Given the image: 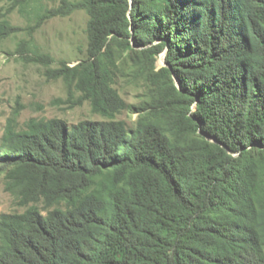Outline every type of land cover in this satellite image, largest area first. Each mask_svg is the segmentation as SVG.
Segmentation results:
<instances>
[{
    "label": "trees",
    "instance_id": "trees-1",
    "mask_svg": "<svg viewBox=\"0 0 264 264\" xmlns=\"http://www.w3.org/2000/svg\"><path fill=\"white\" fill-rule=\"evenodd\" d=\"M76 10L86 61L49 72L105 119H9L0 173L26 209L0 214V264H264V0H61L38 25ZM119 51L154 85L134 129Z\"/></svg>",
    "mask_w": 264,
    "mask_h": 264
},
{
    "label": "rangeland",
    "instance_id": "rangeland-1",
    "mask_svg": "<svg viewBox=\"0 0 264 264\" xmlns=\"http://www.w3.org/2000/svg\"><path fill=\"white\" fill-rule=\"evenodd\" d=\"M60 2L0 0V22L6 20L14 27L8 29L9 35L0 37V141L11 118L19 128H23L30 119L62 118L70 124L85 119H105L92 110L88 101L73 105L68 100L70 90L75 91L70 79L56 78L49 72V68L60 67L62 62L72 67L87 58L88 15L84 10L45 19L38 25L40 15ZM38 54L49 55L50 58H45L46 64L31 58ZM115 58L119 66L115 87L134 107L124 110L117 119L126 121L129 128L134 129L141 116V108L150 102L154 85L143 75L136 77L133 74L128 52H116ZM163 65L164 53H161L153 66L157 70ZM75 94L79 95V92ZM25 209L17 205L5 189L4 174L0 173V214Z\"/></svg>",
    "mask_w": 264,
    "mask_h": 264
},
{
    "label": "water",
    "instance_id": "water-1",
    "mask_svg": "<svg viewBox=\"0 0 264 264\" xmlns=\"http://www.w3.org/2000/svg\"><path fill=\"white\" fill-rule=\"evenodd\" d=\"M132 1V0H131ZM177 84H178V82H177ZM208 138H210V136H207Z\"/></svg>",
    "mask_w": 264,
    "mask_h": 264
}]
</instances>
